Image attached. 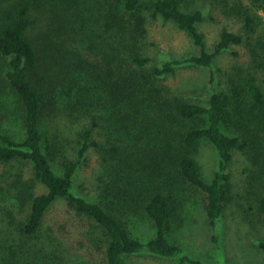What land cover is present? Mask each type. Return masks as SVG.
<instances>
[{"label": "trees", "instance_id": "trees-1", "mask_svg": "<svg viewBox=\"0 0 264 264\" xmlns=\"http://www.w3.org/2000/svg\"><path fill=\"white\" fill-rule=\"evenodd\" d=\"M213 1L227 19L243 23L244 32L224 28L210 49L199 28L205 20L200 5ZM262 11L264 0H0V93L6 88L15 92L25 128L22 140L11 138L0 110V218L8 220L0 224V264H49L53 259L64 264L57 231L44 230L49 210L60 200L103 233L105 264H121L124 256L145 252L175 264H210L170 235L184 226V219L177 224L178 213L187 214L200 201L208 224L218 228L231 201L236 154L247 162L248 200L264 226V38L255 36L254 14ZM160 18L184 31L197 53L150 66L148 22ZM233 46L246 47L249 60L224 72L222 90L214 65ZM92 47L104 54L102 68L85 56ZM181 66L209 72L205 103L183 99L159 83ZM53 99L70 107L69 117H82L96 105L93 123L110 126L108 114L116 118L119 126L109 129L101 152L111 177L102 178L100 189L110 206L74 192L79 160L99 146L92 141L93 128L84 126L78 133L77 160L54 165L57 157L43 132V113ZM204 140L219 155L210 181L194 157ZM3 167L18 172L9 179ZM8 194L13 204H7ZM14 207L20 208L21 219ZM113 211H141L153 224L154 236L143 241L130 234ZM17 219L18 228H12ZM213 241L222 264L218 237L213 235ZM258 244L264 252V242Z\"/></svg>", "mask_w": 264, "mask_h": 264}, {"label": "rangeland", "instance_id": "rangeland-1", "mask_svg": "<svg viewBox=\"0 0 264 264\" xmlns=\"http://www.w3.org/2000/svg\"><path fill=\"white\" fill-rule=\"evenodd\" d=\"M214 5L203 2L200 7L204 11L205 20L199 26L200 30L206 35L208 46L210 49L214 47L219 40L221 31L229 28L237 32L243 33V23L236 20L227 19L219 9L215 1ZM257 14L256 35L264 38V11L254 13ZM253 14V16H255ZM235 21V22H234ZM148 39L146 55L150 57L149 63L152 65H163L164 63L176 59H183L194 53L197 49L193 45L192 40L176 25L165 22L162 18L148 22ZM100 41L98 40L96 44ZM85 46V44H84ZM85 55L87 58L92 56L91 60L97 62L102 68L104 63V54L93 47L87 50ZM237 51L241 56H235ZM86 50L83 49V54ZM246 47L233 46L232 49L215 61V69L219 71L217 82L221 85L222 90H226V79L224 72H233L234 68L248 62L246 56ZM49 61L50 58L46 57ZM46 69V68H43ZM209 72L200 70L192 66H181L176 71L159 80V83L170 87L172 93L191 102L205 103L209 97ZM17 95L10 88H6L0 93V110L3 117L4 131L11 138L20 141L25 137L24 118ZM46 106L43 113V132L47 139L48 147L57 160L54 165L58 168L59 162L64 163L67 160L78 159V133L84 126L93 128V142L99 146L91 147L84 159L79 160V167L74 178V192L76 195L82 196L93 202L101 201L110 206L108 201L102 197L100 185L102 178L111 177L110 171L105 166L101 157L102 146L106 145L107 139L110 138L109 129L118 127L113 122L116 118L109 113L111 117V125L107 122L94 120L92 117L98 116L95 107L82 117L74 118L70 107L60 106L58 103H50ZM93 105V104H92ZM93 115V116H92ZM142 146L139 147V150ZM194 157L200 168V173L206 181H210L215 170L218 167L219 155L215 146L208 140H204L195 149ZM246 161L242 154H236L232 166L230 168L232 184L231 201L227 205L224 215L219 222L218 228H212L206 219L203 205L193 206L187 214L178 213L176 219L177 224H181V229L174 230L170 235V240L183 247L188 253L197 259H201L210 264H218L216 259L217 245L213 241V235L219 239V246L225 255L226 260L220 258L219 263L222 264H264V252L259 248L260 242H264V226L257 214L256 206L249 201L247 184V176L244 172ZM60 168V167H59ZM2 170L4 169L1 168ZM3 171L7 172V176L13 178L18 172V168H7ZM29 172V170H28ZM106 178V179H107ZM12 182V180H11ZM9 183V181H8ZM2 185L7 189L10 188L6 181ZM248 189V190H247ZM10 191V190H9ZM189 194V192H187ZM194 193V192H192ZM191 194V193H190ZM197 194V193H196ZM4 196V195H0ZM8 205L13 204V196L8 194ZM18 218H22L20 208L14 207ZM116 213V211H113ZM130 234L135 237L147 241L154 236V228L151 221L141 212H122L116 213ZM20 219L15 222L12 228H18ZM8 220L0 218L2 226L7 225ZM55 229L57 237L60 238L58 255L62 257L64 264H105L104 250L105 237L96 225L91 226L89 220L77 217L71 211L65 200L58 201L48 212L44 230ZM18 234V230L15 234ZM16 234V235H17ZM52 257V255H51ZM224 260V261H223ZM60 262L53 259L47 261L49 264H57ZM58 264H61L58 263ZM121 264H175V260L169 258H161L149 253H141L139 255L124 256Z\"/></svg>", "mask_w": 264, "mask_h": 264}]
</instances>
